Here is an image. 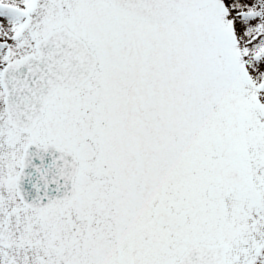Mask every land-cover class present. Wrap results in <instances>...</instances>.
<instances>
[{"label": "snow or ice", "instance_id": "1", "mask_svg": "<svg viewBox=\"0 0 264 264\" xmlns=\"http://www.w3.org/2000/svg\"><path fill=\"white\" fill-rule=\"evenodd\" d=\"M0 264H264V0H0Z\"/></svg>", "mask_w": 264, "mask_h": 264}]
</instances>
